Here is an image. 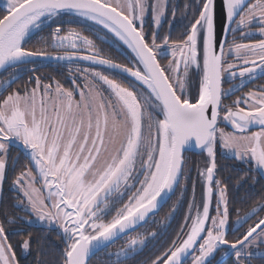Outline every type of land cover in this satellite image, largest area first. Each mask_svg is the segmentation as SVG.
<instances>
[{"label":"snow or ice","instance_id":"1","mask_svg":"<svg viewBox=\"0 0 264 264\" xmlns=\"http://www.w3.org/2000/svg\"><path fill=\"white\" fill-rule=\"evenodd\" d=\"M170 4L169 31L161 35ZM72 18L91 22L93 34L114 35L131 51L129 63L103 55L83 29L66 28ZM175 19L171 0H9L0 16V70L14 69L0 82V264H20L16 249L31 255L34 242L42 250L47 235L12 242L34 224L57 232L64 245L57 264H90L121 237L111 264H185L189 256L192 264H212L217 252L231 264L264 258V190L249 204L250 197L230 194V176L216 175L219 145L264 178V85L223 102L264 77V0H186L182 31L172 39ZM38 60L92 67L70 70L68 88L55 77L45 83ZM24 73L27 81L12 88ZM14 146L27 161L19 171ZM191 147L209 161L195 178L185 170ZM6 182L10 206L3 204ZM177 192L169 213L153 219L154 230L136 232Z\"/></svg>","mask_w":264,"mask_h":264},{"label":"trees","instance_id":"2","mask_svg":"<svg viewBox=\"0 0 264 264\" xmlns=\"http://www.w3.org/2000/svg\"><path fill=\"white\" fill-rule=\"evenodd\" d=\"M0 16L5 14V11L0 10ZM73 20H76L78 22H82L84 24L90 25L91 23L89 22H84L81 21L79 18H72ZM182 28H173L171 30V36L172 39H177V35H179L180 31ZM47 30V29H46ZM97 35L99 36L94 38V42L97 45V48L102 50V54L113 59L117 63H122V64H128L130 59H131V54L120 44L118 43L111 35L106 33L104 30H101L97 32ZM36 37L34 36L32 38V41L27 45L28 47H32L34 42H35ZM50 52H53V55L59 53L63 54L59 50H53L49 49ZM69 66H78L80 68L84 67H92L87 63L79 62V63H71L69 64L68 62H42V61H37L35 64V67L37 69L36 74L37 75H43L45 77V80H48V77H55L56 79L61 80L62 83L66 84L67 87H70V79H68L67 75L64 76L63 74H66L64 70H62L63 67H69ZM29 67H32V65H29ZM99 68L100 66H94ZM103 70V69H100ZM14 69L8 68L5 69L3 72L0 73V82L3 80L7 79L9 75L13 74ZM112 74H115L114 72ZM31 75L30 73H24L20 76L19 79H17L12 85V88L17 87L18 85H23L25 81H27L28 76ZM198 88V87H197ZM10 91L11 89H7ZM6 94V93H5ZM19 156V162H18V167L16 171H19L20 168L24 167L27 164L26 159L22 154H18ZM217 164H219L222 169L216 173L217 177L220 178L221 175L225 176H230L231 179L229 180L230 184V194L236 197H245L248 196L250 197L249 204H251L252 201L258 199L259 194L261 193L262 190H264V180L261 178V176L253 171L249 172L248 171V166L247 164H240L237 161H234L230 158H226L224 156L219 155V158L217 160ZM246 174V179H244L243 184L241 185L239 191L237 192L235 185L238 181V179H241L245 177ZM11 175V174H10ZM257 181L254 184V187H250L253 185V179ZM202 190L198 191L196 190L197 193V198L200 196ZM189 193H191V189L189 188ZM179 195V192L176 193V195H173L166 205L161 209V211L155 216L154 218L151 217L149 219V224L144 225L142 228L147 229V231L151 232L154 230L156 225L152 223L153 219L156 221H159L161 219V215L165 217L167 213L172 208L173 203L176 201L177 196ZM4 199H3V204L5 205H11L12 201L10 200L11 193L8 192V184L7 182L4 185V193H3ZM12 211H15L14 209H10ZM187 210V204L179 209L176 213V216L172 222L171 228L168 229V234L170 236L175 235V231L179 228V223L182 222L183 219V214ZM20 215H23V213H20ZM156 215V214H155ZM232 220H235V213L232 214ZM251 223V221H249ZM230 229L233 227V225L230 224ZM246 228L247 225H244ZM138 230V229H137ZM136 230V231H137ZM145 231V230H144ZM143 231V232H144ZM27 233H31L34 238L39 239L40 237L47 235L48 239L43 242V248L40 252L36 251V244L35 242L32 245V253L31 255H28L26 252L25 254L20 253V249L17 248V254L20 257V264H36V260L40 259L41 261L44 262V264H57L58 262V255L59 252L63 249L64 245L61 243L57 232L55 230H47L44 228H41L40 226L36 225H31V226H26V232L21 233L20 235H15L12 237V242L15 243L18 240H22L25 238ZM134 234V233H133ZM124 237H121L119 240L113 242L108 246V248L112 247L117 242H120L121 239ZM231 239V234L229 236ZM264 249V246H261ZM101 250L100 252H97L95 255H93L90 258V264H111V261L114 260L116 257L112 255L109 257L106 255V252L108 250ZM148 253L146 252L145 255ZM223 260V264H231V260L228 258H224L221 256L220 252L216 253V258L213 260L212 264H216L217 260ZM185 264H192V259L189 257L186 261ZM252 264H264V258H259V257H254L252 260Z\"/></svg>","mask_w":264,"mask_h":264},{"label":"rangeland","instance_id":"3","mask_svg":"<svg viewBox=\"0 0 264 264\" xmlns=\"http://www.w3.org/2000/svg\"><path fill=\"white\" fill-rule=\"evenodd\" d=\"M8 2H9V0H0V10H2V11H5L6 10V8H7V6H8ZM171 2H173V3H175V5H176V19H175V21H172V27H171V30L173 29V28H182V26H183V22L181 21V14L183 13V11H184V5H185V2H186V0H171ZM0 13H1V11H0ZM65 19H67V18H65ZM172 20V12H171V4H170V7H169V11H168V13H167V16H166V18L164 19V21H163V23H162V26L160 27V33H161V35H163V34H165L166 32H168L169 31V21H171ZM146 25V27H145V29L149 32V35L151 34V29H152V27H153V22H152V19H151V16L149 15L148 17H146V19H145V22H144V26ZM52 27H55V25H53ZM65 27L66 28H68V27H70V28H74V29H83V35H86V36H89V38L90 39H93L94 40V38H95V36L96 37H98L99 38V36L97 35V32L95 33V34H93V32L91 31V29H90V27H89V25H87V24H84V23H82V22H78V21H76V20H71V22L70 23H68V24H66L65 25ZM47 31V30H46ZM181 31H182V29H181ZM158 43L160 42V41H157ZM164 63H166L167 62V59H165L164 61H163ZM78 66H69V67H63L62 68V70H64L65 71V73L66 74H63L64 76H66L67 75V77H69V75H70V70H71V72H75V70H76V68H77ZM80 68V67H79ZM115 74H112V75H119L118 73H116V72H114ZM121 79H123V77L121 76L120 77ZM45 83H48V82H50L49 80H46V81H44ZM70 83V87H72V84H71V81L69 82ZM63 85L65 86V87H67L66 86V84H64L63 83ZM70 87H68V88H70ZM198 82H197V84H196V86L194 87V89H193V92H195L198 88ZM162 118V117H161ZM226 124H227V126L228 127H225L224 129L226 130V131H232V129H231V126H230V124H228L227 122H226ZM252 128H254L253 130H251V131H258L259 129H258V126H256V127H252ZM251 128V129H252ZM219 146V145H218ZM221 150V149H220ZM222 151V150H221ZM223 152V151H222ZM18 154H20V153H18L17 151H16V148H15V146L11 149V151H10V155L11 156H18ZM246 164V163H245ZM189 163L187 162V164H185V170L187 171L188 169H189ZM259 174V173H258ZM260 175V174H259ZM263 180H264V178H263ZM198 199H199V197H198ZM214 203H215V201H213V205H214ZM213 214H214V212H213ZM164 216L163 215H161V219L163 218ZM160 219V220H161ZM159 220V221H160ZM34 225H36V226H39L38 224H34ZM44 229H46V228H44ZM48 230V229H47ZM140 230L141 229H139V232H140ZM142 230H145V229H142ZM142 232V231H141ZM126 239V237H124L123 239H121L120 240V242H117V243H115L114 245H112V247H110V248H108V250H107V252H110V253H112V255H114L115 256V253L119 250V248L122 246V244L124 243V240ZM261 249L262 250H264L263 249V247H261ZM25 253H23V255H24Z\"/></svg>","mask_w":264,"mask_h":264},{"label":"flooded vegetation","instance_id":"4","mask_svg":"<svg viewBox=\"0 0 264 264\" xmlns=\"http://www.w3.org/2000/svg\"><path fill=\"white\" fill-rule=\"evenodd\" d=\"M145 27H146V25H145ZM181 32V31H180ZM107 33V32H106ZM110 35V34H109ZM235 35L238 37L239 36V33L237 32V33H235ZM177 37H179V35H177ZM253 39H259V38H261V37H259L258 35H253V37H252ZM229 39L231 40L232 39V36L230 35L229 36ZM245 42H247V41H245ZM88 64V63H87ZM232 83H235V84H239L240 82H239V80L237 79L236 81H234V82H232ZM260 85H264V77H261V78H257V79H255V80H253L252 82H250V83H246L244 86H242V87H240L239 88V90L238 91H236L233 95H231V96H228L227 98H225L224 99V104H229L232 100H235L236 99V97L237 96H240L241 94H243V93H246V92H248V91H250V90H256L257 88H258V86H260ZM230 86V83L229 82H226V83H224L223 84V87L224 88H228ZM223 116V112L221 113V117ZM219 127H221V128H225V127H228L227 126V124H226V122H224V121H221L220 122V124H219ZM254 128H252L251 130H253ZM219 155H221V156H224L225 157V154L220 150V147L217 145V148H216V162H217V160H218V158H219ZM184 156H185V159H186V163L185 164H187V162L189 163V169H191V177L192 178H195L196 176H197V171L198 170H203L204 169V167H205V165L209 162L208 161V157H207V155L205 154V153H201L200 151H198V152H193V153H191V152H185L184 153ZM238 163H240V164H244V163H241V162H239V161H237ZM217 166H218V168L221 170L222 169V167L219 165V164H217ZM218 178V177H217ZM188 187L190 188V189H192V180L190 179L189 180V182H188ZM196 190H198V191H200V190H202L201 189V186L198 184L197 185V188H196ZM166 204H164L163 206H162V208L165 206ZM161 208V209H162ZM161 209H160V211H161ZM159 211V212H160ZM158 212V213H159ZM157 213V214H158ZM157 214L155 215V216H157ZM151 218V217H150ZM149 218V219H150ZM139 229H141L140 230V233H144L145 231L144 230H142L143 228L142 227H139L138 228V230L136 231V232H139ZM142 231V232H141ZM144 231V232H143ZM198 254V253H197ZM190 258L192 259V257L190 256Z\"/></svg>","mask_w":264,"mask_h":264},{"label":"water","instance_id":"5","mask_svg":"<svg viewBox=\"0 0 264 264\" xmlns=\"http://www.w3.org/2000/svg\"><path fill=\"white\" fill-rule=\"evenodd\" d=\"M90 23H91V22H90ZM218 23H219V21H218ZM110 35H111V36H112V37H113L118 43H120V44H121V45H122V46H123V47H124L129 53H130V54H131V51L127 48V46L123 45V43H122L121 41H119L116 37H114L111 33H110ZM131 55H132V54H131ZM38 61H39V60H38ZM42 62H58V61H54V60H53V61H47V60H45V61H42ZM83 63H88V62H83ZM198 151H199V150H197L196 148L191 147V148H190L188 151H186V152H191V153H193V152H198ZM199 197H200V196H199ZM161 208H162V207H161ZM159 211H160V210H159ZM159 211H158V212H159ZM158 212H157V213H158ZM157 213H156V214H157ZM137 229H138V228H137ZM137 229H136V230H137ZM117 240H119V239H117ZM117 240H115V241H117ZM115 241H114V242H115ZM189 257H190V256H189ZM189 257H188V258H189ZM188 258H187V259H188ZM187 259H186V260H187Z\"/></svg>","mask_w":264,"mask_h":264},{"label":"bare ground","instance_id":"6","mask_svg":"<svg viewBox=\"0 0 264 264\" xmlns=\"http://www.w3.org/2000/svg\"><path fill=\"white\" fill-rule=\"evenodd\" d=\"M90 23V22H89ZM105 32H106V30H104ZM108 34H110V33H108ZM114 36V35H113ZM5 70V69H4ZM4 70H0V73L1 72H3ZM206 155H207V153L206 152H204Z\"/></svg>","mask_w":264,"mask_h":264}]
</instances>
